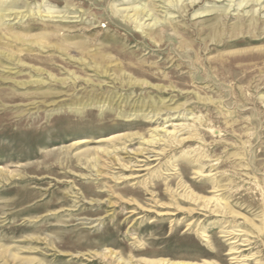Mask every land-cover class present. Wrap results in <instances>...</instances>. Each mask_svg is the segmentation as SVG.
Listing matches in <instances>:
<instances>
[{"label": "rangeland", "instance_id": "374dc122", "mask_svg": "<svg viewBox=\"0 0 264 264\" xmlns=\"http://www.w3.org/2000/svg\"><path fill=\"white\" fill-rule=\"evenodd\" d=\"M0 8V264H264V0Z\"/></svg>", "mask_w": 264, "mask_h": 264}, {"label": "bare ground", "instance_id": "6f19581e", "mask_svg": "<svg viewBox=\"0 0 264 264\" xmlns=\"http://www.w3.org/2000/svg\"><path fill=\"white\" fill-rule=\"evenodd\" d=\"M8 8V7H7ZM7 8H4V9H2V8H0V23H1V21L2 20H4V17L7 15V14H17V13H12V11H10L9 9H7ZM149 17V16H148ZM3 18V19H2ZM147 21V20H146ZM154 22H156V21H154ZM16 37V39L17 40H19L20 38H17V36H15ZM15 39V40H16ZM1 53V52H0ZM48 98V97H47ZM0 251L1 252H7L8 250H3V248L2 247H0ZM102 257H105L104 255L102 256ZM152 264H159V262L158 263H152ZM174 264H196V263H174Z\"/></svg>", "mask_w": 264, "mask_h": 264}]
</instances>
